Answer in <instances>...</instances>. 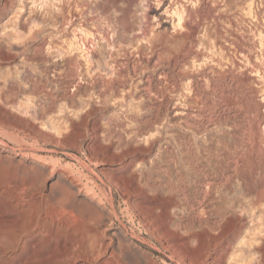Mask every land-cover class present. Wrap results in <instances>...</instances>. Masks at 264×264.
I'll list each match as a JSON object with an SVG mask.
<instances>
[{
    "label": "rangeland",
    "instance_id": "1",
    "mask_svg": "<svg viewBox=\"0 0 264 264\" xmlns=\"http://www.w3.org/2000/svg\"><path fill=\"white\" fill-rule=\"evenodd\" d=\"M247 1L0 0V264H264Z\"/></svg>",
    "mask_w": 264,
    "mask_h": 264
},
{
    "label": "bare ground",
    "instance_id": "2",
    "mask_svg": "<svg viewBox=\"0 0 264 264\" xmlns=\"http://www.w3.org/2000/svg\"><path fill=\"white\" fill-rule=\"evenodd\" d=\"M255 4V1L254 0H248L246 2V5L248 7V11H249V14H251V9H252V6ZM174 15L176 16V18L178 19V25H180V23L182 22V18L179 16L178 13H174ZM146 19V18H145ZM133 27V26H132ZM131 27V24L129 25V29L132 28ZM128 30V29H127ZM129 31V30H128ZM260 36V43H259V46L260 48L264 46V34H259ZM263 196V195H262ZM262 199V197L260 198ZM46 223V222H45ZM40 226V223L37 225V227ZM56 226V225H55ZM42 227V226H41ZM38 229V228H37ZM40 229V228H39Z\"/></svg>",
    "mask_w": 264,
    "mask_h": 264
}]
</instances>
